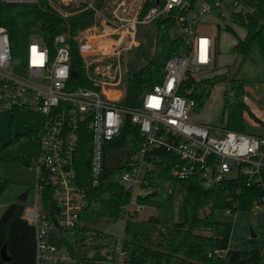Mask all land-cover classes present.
Here are the masks:
<instances>
[{"label":"trees","instance_id":"16d2710c","mask_svg":"<svg viewBox=\"0 0 264 264\" xmlns=\"http://www.w3.org/2000/svg\"><path fill=\"white\" fill-rule=\"evenodd\" d=\"M158 0H144L139 14L144 13ZM187 9L174 8L157 18L154 49L146 62L135 70L126 73V85L122 103L129 107L140 105L144 94L161 82L164 65L168 58L188 52V47L178 27L180 17L193 8L196 0H188ZM212 2L213 0H204ZM104 0H93L92 8L62 15L49 0L35 3L0 2V25L6 26L11 40H17L19 21L33 18L40 26V39L51 54L55 52L54 38L64 34L69 47L70 76L67 88H99L85 72V64L80 54L76 35L79 31L94 26L99 17L97 11ZM160 3L163 0H159ZM240 8L231 11V22L244 28L243 37H238L231 26L227 31L236 35L232 46L235 55L247 57L256 46L264 71V0H239ZM94 49V48H91ZM264 80V79H263ZM224 83L222 110L223 126L232 131L244 132V119L248 115L259 120L244 99L246 80L228 77V73L206 78H196L186 72L182 78L180 94L194 100L193 112L200 111L211 89L216 83ZM35 130L11 133L5 144H0L1 153L20 139L35 137ZM142 135L136 125L126 119L120 132L106 142L103 150V167L99 182H90L89 160L91 137L82 127L75 151V165L78 180L84 189L85 205L79 215L81 224L64 229L53 228L55 240L67 247L76 259L75 264H92L98 259L99 248L116 241V236L98 229L102 221H115L120 218L121 207L130 200V191L119 182L121 173L129 166L131 154L138 147ZM11 163L29 167V157H11ZM174 156L162 153L156 163V170L148 174L151 190L138 195L136 201L151 207L154 213L148 216V228L144 233L131 232V222H125L124 231L131 235L124 238L131 264H259L262 252L256 238L249 237L241 247L229 248L232 223L215 217V211L230 209L232 212H250L255 205L263 204V191L257 184H248L241 176L225 180L220 185L205 189L197 177L177 179L172 175ZM264 180V169L261 171ZM41 207L49 215L56 211L52 196L50 175L44 171L42 179ZM8 180L0 181V194L8 187ZM27 191L19 194L0 215V250L4 247L10 260L0 257V264H35L34 227L23 218L24 201ZM182 207V218H176V201Z\"/></svg>","mask_w":264,"mask_h":264},{"label":"built area","instance_id":"2783aa9c","mask_svg":"<svg viewBox=\"0 0 264 264\" xmlns=\"http://www.w3.org/2000/svg\"><path fill=\"white\" fill-rule=\"evenodd\" d=\"M37 1L0 0L6 3ZM229 1L201 0L198 11L189 18L180 17L178 31L188 52L167 59L162 81L147 91L140 105L134 107L124 105L117 98H109L101 86L67 88L69 47L64 34L55 36L54 54L40 38L30 40L25 47L23 73L17 72L13 59V49L17 44L11 40L6 26L0 25V112L6 110L13 115L39 112L45 117L38 137L37 178L42 179L44 171L50 175L56 211L48 215L42 209V185L37 181V199L33 205H26L22 214L34 227L35 264L76 262L67 247L55 240L52 230L55 227L70 229L81 224L79 215L85 205V195L78 180L74 156L82 127L88 130L91 137L89 172L92 185L99 182L104 146L120 132L124 121L128 119L136 125L142 135L141 142L131 154L128 168L119 178L120 184L131 194L130 200L121 207L120 217L125 222L132 220L144 207L136 198L151 190L148 174L156 170V163L163 152L174 156L172 175L177 179L197 177L200 185L209 189L229 178L241 176L248 184H257L262 188L261 199L264 201L261 175L264 169V135L228 130L223 124L195 121L192 118L194 100L179 92L186 72L193 74L214 68L216 38L212 33L201 32L197 23L213 11L224 17L223 8L228 7ZM92 5L93 2L89 8ZM188 5V0L156 1L120 28L117 46L128 35L124 49L131 48L136 43L138 24L153 23L172 9H187ZM229 5V14L241 6L239 0H233ZM226 212L233 213L230 209ZM253 214L261 217L256 210ZM262 218L264 221V213ZM123 240L117 237L114 243L99 248L98 259L92 264H131Z\"/></svg>","mask_w":264,"mask_h":264},{"label":"rangeland","instance_id":"374dc122","mask_svg":"<svg viewBox=\"0 0 264 264\" xmlns=\"http://www.w3.org/2000/svg\"><path fill=\"white\" fill-rule=\"evenodd\" d=\"M228 7H224V17H219L216 11L204 15L199 19L197 28L201 32L212 33L216 38V62L211 70L194 72L196 78H206L214 75L228 73L234 64L235 54L232 46L238 37H243L244 28L241 25L231 22ZM52 7L62 15H68L88 8L93 0H49ZM131 5L126 12L115 13L114 9L118 0H104L101 8L97 11L99 17L94 26L81 30L77 33L80 54L85 64L87 76L102 88H106L109 98L123 100L124 89L126 85V73L128 70H135L142 66L151 56L154 49L155 26L154 23L138 24L136 27V43L129 49H124L128 35L124 36L123 42L117 46L116 41L121 36V29L114 27L112 24L105 23L108 20L116 25H123L125 22L136 18L142 2L140 0H131ZM201 6V0H196L191 12L182 16L189 18L192 13L198 11ZM123 13H126L125 16ZM101 18V19H100ZM108 25V26H107ZM229 25L234 30L233 33L227 31ZM40 37V26L33 18H24L19 21V32L17 40L14 41L17 46L13 49V59L15 69L23 73V64L25 59V47L30 40ZM88 38H93L97 42V49L82 51V44L86 43ZM108 40V43L103 41ZM109 45V46H108ZM93 48V47H92ZM120 50L118 59L110 56L107 58L106 53ZM100 49V50H98ZM106 55V56H104ZM249 67L251 73H244ZM245 74V75H243ZM249 78L246 81L245 101L250 105L256 117L254 120L248 115L244 119V132L264 135V73L260 62V56L256 46H253L244 62L235 73V77ZM119 83V85H115ZM224 83H216L211 89L209 98L200 111L193 112L192 118L195 121L222 125L225 116L222 110V93ZM261 118V119H260ZM45 117L39 112H22L12 114L6 110L0 112V144H5L11 137V133L20 131L35 130V137L20 139L13 145L4 149L1 153L0 160V181L7 179L8 187L0 194V215L5 208L12 202L16 201L20 193L27 191L25 205H33L37 199L35 185L37 183V161L40 153L39 136L43 129ZM29 157L31 165L23 166L20 163H11V157ZM176 218H182V207L179 200L176 201ZM258 212L261 216L253 214ZM154 209L144 206L142 210L135 215L131 222V232L144 233L148 228V216L154 213ZM264 205H257L250 212L236 211L228 213L226 210L215 211V217L222 221L232 223V232L230 235V246L241 247L250 237L251 231L256 235V242L262 252L259 264H264ZM125 219L119 218L115 221H102L96 226L105 233L112 234L118 238H129L131 235L124 231Z\"/></svg>","mask_w":264,"mask_h":264},{"label":"crops","instance_id":"0c3cea01","mask_svg":"<svg viewBox=\"0 0 264 264\" xmlns=\"http://www.w3.org/2000/svg\"><path fill=\"white\" fill-rule=\"evenodd\" d=\"M131 0H118V3H117V5H116V8L114 9V11H115V13L117 14H119V12H121V11H123V12H126V9L131 5L130 2ZM140 1H143L144 2V0H140ZM143 2H142V4H143ZM140 9H141V7H140ZM139 12H140V10H139ZM139 12H138V14H139ZM125 16L127 15L126 13H123ZM137 14V15H138ZM101 19V18H100ZM102 21H104L105 23H109V24H112L114 27H116V28H122V27H124V25L126 24V22L123 24V25H116V24H114V23H112V22H110V21H108V20H103V19H101ZM108 26V25H107ZM106 55H107V58H109L110 56H113L112 58L114 59V58H116V59H118V57L120 56V50H117V51H115V48H114V51H111V52H108V53H106ZM106 55H104V56H106ZM246 59V58H245ZM245 59H243V61L242 62H244L245 61ZM260 62H261V60H260ZM262 65V64H261ZM262 70H263V67H262ZM245 72H249V73H251L250 72V70H249V67H247V69H245L244 70V73ZM263 73H264V71H263ZM243 75H245V74H243ZM240 78H243V76H241ZM243 79H245L246 81H250L251 79H249V78H243ZM106 88H103V91L105 90ZM247 103V102H246ZM248 104V103H247ZM248 106H249V108L251 109V111L253 112V110H252V108L250 107V105L248 104ZM254 113V112H253ZM254 115L256 116V114L254 113ZM261 119V118H260ZM262 120H264V119H262ZM257 135H262V134H257ZM257 218H258V216H257ZM256 238V237H255ZM258 244V243H257ZM259 246V245H258ZM229 248H232L231 246H230V240H229Z\"/></svg>","mask_w":264,"mask_h":264},{"label":"water","instance_id":"95a60500","mask_svg":"<svg viewBox=\"0 0 264 264\" xmlns=\"http://www.w3.org/2000/svg\"><path fill=\"white\" fill-rule=\"evenodd\" d=\"M242 61H243V57L241 55H236L235 56L234 64H233V66L231 67V69L228 72V77L229 78H232L235 75V73L238 70V68L240 67ZM52 221H53L54 225L57 226V221H56L55 217H53V216H52ZM250 237L255 238L256 237L255 233H253L251 231ZM0 257L3 260H5V261L10 260V258L7 256V254L5 252V248L4 247L0 250Z\"/></svg>","mask_w":264,"mask_h":264},{"label":"bare ground","instance_id":"6f19581e","mask_svg":"<svg viewBox=\"0 0 264 264\" xmlns=\"http://www.w3.org/2000/svg\"><path fill=\"white\" fill-rule=\"evenodd\" d=\"M103 42L108 43V40H105V41H103ZM97 44H98V43L95 42V40H94L93 38H88V39L86 40V43L82 44V51L84 52L85 50H89V49H91L92 47L95 48V49H97V47H98ZM108 46H109V45H108ZM98 50H100V49H98ZM100 52H101V50H100ZM104 92H105L106 95H108L107 92H106L105 90H104ZM108 96H110V95H108Z\"/></svg>","mask_w":264,"mask_h":264}]
</instances>
